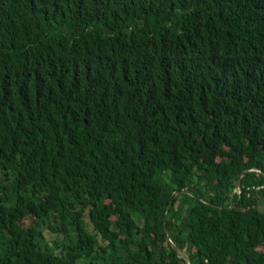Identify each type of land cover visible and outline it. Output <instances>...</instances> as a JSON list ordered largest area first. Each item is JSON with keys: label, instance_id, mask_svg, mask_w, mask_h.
Listing matches in <instances>:
<instances>
[{"label": "trees", "instance_id": "obj_1", "mask_svg": "<svg viewBox=\"0 0 264 264\" xmlns=\"http://www.w3.org/2000/svg\"><path fill=\"white\" fill-rule=\"evenodd\" d=\"M175 248L264 264V0H0V264Z\"/></svg>", "mask_w": 264, "mask_h": 264}, {"label": "water", "instance_id": "obj_2", "mask_svg": "<svg viewBox=\"0 0 264 264\" xmlns=\"http://www.w3.org/2000/svg\"><path fill=\"white\" fill-rule=\"evenodd\" d=\"M240 178H241V176H240V177L237 179V181H236V184H235V188H236V189H239V188H240ZM175 249H176V248H175ZM176 251L182 255V257H183L184 260L186 261V264H190V260H189V258H188L184 253H182V252L179 251L178 249H176Z\"/></svg>", "mask_w": 264, "mask_h": 264}, {"label": "rangeland", "instance_id": "obj_3", "mask_svg": "<svg viewBox=\"0 0 264 264\" xmlns=\"http://www.w3.org/2000/svg\"><path fill=\"white\" fill-rule=\"evenodd\" d=\"M236 191L239 192V189H237Z\"/></svg>", "mask_w": 264, "mask_h": 264}]
</instances>
